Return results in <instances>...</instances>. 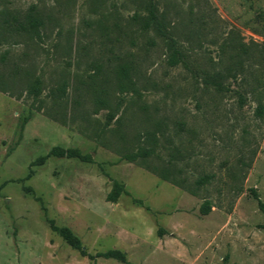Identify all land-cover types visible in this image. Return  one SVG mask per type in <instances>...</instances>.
<instances>
[{
    "label": "rangeland",
    "instance_id": "obj_1",
    "mask_svg": "<svg viewBox=\"0 0 264 264\" xmlns=\"http://www.w3.org/2000/svg\"><path fill=\"white\" fill-rule=\"evenodd\" d=\"M151 3L181 54L175 66L139 21ZM30 19L35 32L19 31ZM122 66L137 92H121ZM55 146L93 163L32 165ZM138 147L154 148L146 163L169 180L121 159ZM114 181L130 196L108 201ZM0 186V264H124L81 256L48 219L89 254L120 250L131 264H264L251 191L264 203V0H0Z\"/></svg>",
    "mask_w": 264,
    "mask_h": 264
},
{
    "label": "trees",
    "instance_id": "obj_2",
    "mask_svg": "<svg viewBox=\"0 0 264 264\" xmlns=\"http://www.w3.org/2000/svg\"><path fill=\"white\" fill-rule=\"evenodd\" d=\"M139 21L141 22V26L144 30L152 29L157 34L161 35L162 37L166 39L168 50L170 52L172 51L171 56H170V62H169L171 66H175L179 64L180 62H182L180 58L181 54H179L178 50L175 48L174 45H171L169 43L170 41H172V39L170 38V35L166 31V28L162 20L160 19V16L158 15L154 4L152 3L150 4L148 14L146 16L140 17ZM35 26L36 25L34 24V20L30 19L27 25L25 26L21 25L19 27V31L31 34L35 32L36 30ZM116 75L119 81V88L121 92H124L128 87H131V89H133L134 92H137L135 88L136 83L131 78V71L129 67L127 66L120 67L119 71L116 72ZM220 78L221 77L218 74L216 75L213 74L209 76L210 81H208V83L214 85L219 90L222 85ZM42 90L43 89H42L41 79L34 78L32 82L29 84L27 92L29 96H32L35 99H38L40 95L42 94ZM66 93H67V85L65 83L59 85L52 93L54 101L56 103H62V99L65 97ZM95 101L97 104H100L103 106L108 105V103L104 99L99 98L98 100H95ZM104 107L107 108V106H104ZM108 109H109V112L107 114V121L110 123L116 117L118 108L115 109L110 106V108L108 107ZM262 111H263L262 108L259 107L258 113L261 114ZM60 116H61L60 119H62L63 115H60ZM28 119L29 118H26L24 122L22 123L20 127L21 133L24 130L25 124L27 123ZM153 154H154L153 147H150V148L138 147L136 151L123 153L121 159L126 160L128 162H132V163H138L144 166L145 168H147L152 173L157 174L162 179L169 180L168 174L165 170H158L157 168H152L146 163ZM49 157L76 159L83 163H93V157L91 154H85L81 152L79 149H73V148L66 149L63 147L55 146L45 156H41L36 161H34L32 165H42L45 163V161ZM31 174L32 172H30L24 180L29 179L31 177ZM208 180H209L208 176H203L202 178L198 179L196 183L201 184V183H205ZM1 187L2 186H0V188ZM24 189L28 192L32 191L31 187H25ZM251 191H252V196L256 199L258 203L259 209L264 213V203L260 200L256 191L254 190H251ZM123 194L130 196V192L125 188L124 184L118 181H114L113 188L109 192L107 199L110 202H117L119 197ZM37 200L41 201L40 198H37ZM133 202L138 203L140 205L143 204L141 200H138L135 198H133ZM209 211H210V202L206 201L202 204L201 212L203 215H206L209 213ZM48 223H49V227L51 231H53L58 236H60L66 242V244H68L72 249L78 251L80 255L83 257H89L92 260H95L96 258L114 259L124 264H131L127 261L126 255L120 250H109L106 252H99V253H96L95 255H91L83 247L81 239L76 234H74L70 228L64 227V226H58L53 219H48Z\"/></svg>",
    "mask_w": 264,
    "mask_h": 264
}]
</instances>
